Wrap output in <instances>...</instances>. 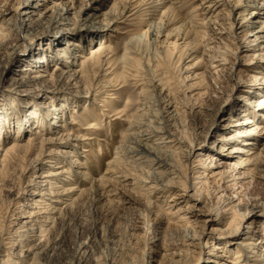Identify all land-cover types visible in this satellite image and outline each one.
I'll return each mask as SVG.
<instances>
[{"label":"rangeland","instance_id":"obj_1","mask_svg":"<svg viewBox=\"0 0 264 264\" xmlns=\"http://www.w3.org/2000/svg\"><path fill=\"white\" fill-rule=\"evenodd\" d=\"M52 1L59 4L57 11L71 8L64 14L67 25L57 29L48 28L51 12L41 11L44 18L30 25L31 12H26L33 11V3L26 7L25 0H0V241L6 244L14 238L12 224L22 212L20 205L47 193L46 187L33 184H41L48 180L44 176L57 171L71 177L70 162L76 161L92 181L81 180L77 191L68 194L72 206L43 227L45 260L55 264H211L212 255H221L213 246L223 243V252L231 250L227 264L238 254L245 255L239 259L245 258L241 264H252L243 247L264 238V134L255 131L252 145H244L227 140L239 127L225 126L248 118L252 123L244 130L264 129V105L246 106L243 100L247 96L257 102L264 96V85L246 87L254 67L264 66V49L256 47L252 34L246 37L248 45L233 39L229 25L234 31L243 24L252 27L249 22L254 18L264 21V0H166L164 7L154 5L161 0ZM236 2L241 9L233 11ZM168 6L175 15L163 13ZM171 16L176 18L174 23L168 22ZM63 29L72 31L59 39L57 32ZM192 32H198L195 55L199 59L194 65ZM66 41L78 44L71 48L69 65L58 51ZM48 45L51 51L42 50ZM224 49L225 62L220 61ZM50 53L53 58L48 57ZM89 53L95 61L89 59L82 68L72 65V56H85L76 58L80 63ZM125 54L128 63L120 60ZM66 66L70 74L80 73L72 82L75 85L69 86L68 93H50L64 88L65 82L60 84L54 77ZM24 68L33 70L32 75L47 76L38 83L47 89L44 94L14 90V80ZM245 89H258L259 95L246 94ZM65 98L69 105L63 111L59 107ZM50 104L59 113L44 118L43 107ZM246 107L249 113L242 118ZM32 110L43 121L37 129L32 121L23 122ZM230 117L235 122H229ZM52 118L60 125L55 130L47 128ZM136 121L150 127L141 130L163 131L164 136L152 134L151 140H142L143 147L128 143L129 138L141 141L132 135L137 133L131 128ZM164 141L169 145H160ZM155 150L164 157L161 166L152 167L149 161ZM232 150L236 151L230 154ZM248 150L259 154L257 164L248 165L243 154ZM117 154H125L119 159L127 165L107 166L115 163ZM151 173L152 177L146 176ZM95 181L101 185L96 191ZM152 181L159 189L151 190L145 199L139 187ZM146 200L150 212L163 220L160 225L155 215L147 213ZM223 210H229L232 225H241L234 237L223 238L214 231L227 229L226 220H221ZM183 215L196 232L202 220L214 221L193 242L199 246L190 247L192 254L171 256L184 245L182 232L172 228L175 218ZM255 231L259 237H246V232Z\"/></svg>","mask_w":264,"mask_h":264},{"label":"bare ground","instance_id":"obj_2","mask_svg":"<svg viewBox=\"0 0 264 264\" xmlns=\"http://www.w3.org/2000/svg\"><path fill=\"white\" fill-rule=\"evenodd\" d=\"M25 1L27 3L26 7L29 6L31 3L34 4V6L32 5L33 11L26 12V14L31 12V14L28 16L29 18L27 19V22L30 25L32 23L33 24L36 23L37 20H41L42 18H44L41 11H44L45 13H48V12L52 13V17L49 18L50 19V24L48 26L49 29H53V28L57 29L63 25H67L66 18L64 17V14L65 15L68 14L69 10L71 8H61V9H59V11H57L59 4H57L56 1H52V0L51 1L25 0ZM165 3H166V0H161L160 4H154V5L155 6L156 5H159V6L162 5L164 7L169 2H167L166 4ZM49 5H51V8ZM240 5L241 4L239 2H236L235 4H233L231 10L238 11L239 9H241ZM48 6H49V8H48ZM155 6H154V8H155ZM53 8H56V9L52 10ZM153 12L154 11H149V13H153ZM166 12H171L172 14H174L175 9L172 8L171 6H168V7H165V9L163 11V13H166ZM251 14L253 15V17H255L254 15H256L254 12ZM152 15L153 14H151L150 16H152ZM257 15H260V14H257ZM34 16H37V19H34ZM171 17H173V16H171ZM241 17H242L241 20H244V17L243 16H241ZM167 18H168V15H167ZM175 19L176 18H174V17L169 18L168 22L174 23ZM258 19L259 18H254V21L249 22L250 25H252V27H247L246 25L243 24V25L236 26L234 28V31H232L233 26H231V24L229 26H230V30H231V34H232L233 39L241 40L246 45L249 44V41H247V38H246L247 35L250 36L252 34L254 41L257 43L256 47L260 48V51H261L264 49V47L261 49L262 45L264 44V21H261V20L259 21ZM105 27L109 28V26H105ZM191 30L193 31V29H191ZM71 31H72V29H65V30L63 29L60 32H57L58 38L59 39L66 38L67 34L70 33ZM148 31H149V29L146 30L143 34L146 36V34H148ZM178 32H179V30H178ZM197 33L198 32H192V35H191L192 36L191 40H192L193 45L191 44L192 47H191L190 51H192V54L194 55L193 65L196 64L197 60L199 59L195 55L197 53V48H198V45H197L198 42L195 40ZM198 35H200V34H198ZM169 37H170V35L168 34L166 36V38H169ZM75 47H78V44L72 43L71 41H66L64 43L63 48H59V49L57 48L58 51L60 52L59 56L61 58H63V60H64L63 63L65 65H69L71 63V61H69V58H71V55H70L71 51H72L71 48L75 49ZM42 50H44L45 52L51 51V48L48 45V46L44 47V49H42ZM220 54H221L220 55V61L225 62L226 58L223 56L224 54H226L225 49H224V52H222ZM88 55H90V57L88 59H86L84 62H80V63H77L78 59L79 58L85 59V56H83V55L72 56V59L74 61V64H72V65H76L77 67L82 68V66L85 64V62H87L89 59L92 60L94 58L92 61H95V57L92 54L89 53ZM51 56L53 58L52 54L48 57H51ZM167 56H168V52H167ZM76 58H78V59L76 60ZM120 60H124L125 63L126 62L128 63V61H129L126 54L123 55ZM32 61L39 62L40 60L39 59H33ZM97 61L99 62V58H97ZM43 63H46V60H44ZM90 65L88 67H90ZM198 66H201L200 62L198 63ZM19 71H20V74L18 75L17 79L14 80V82H15L14 90L19 91L18 93H21V92L22 93H28L29 92V91H27L28 89L29 90L34 89V91L38 92L37 96H40V94H44V92L47 91V89H45L41 86L39 87V84H38L47 77L45 74L32 75L33 70L31 71V69H29V68H24V69H21ZM70 72H71V70L69 69V66H66L65 70H61V73L58 76L54 77V78H57V81L60 84L63 82H65V84H64V88H61V89L59 87L55 88V89L53 88V91H51L50 93H55L56 91H57V93H60V92L68 93V90H70V87H73L75 85V84H72V82L75 81V79H76L75 77L77 76V74H80L78 71H75L74 74H70ZM82 73H83V71H82ZM240 79H241V77H240ZM259 79L262 80V83H258ZM256 85H264V66L254 67L253 72L250 73V78L248 80V85L246 87L250 88L251 86L255 87ZM154 88H155V86H154ZM20 89H22V90H20ZM249 90L250 89H245V91H243V92L246 94L253 93V95H255V96L259 95L258 89H255L252 92ZM161 91L162 90H160L159 93H161ZM262 97H263L262 100L260 99L257 102H252L247 96L243 97V100L246 102V106H249V104L251 105L252 103H254V105L257 106V108L258 107L263 108L264 96H262ZM47 99H49V98H47ZM66 102H68V100L66 98L63 99L62 103L59 107L60 109L64 108L63 111L66 110L67 106L69 105V104L65 105ZM43 108H45L44 118L52 117L51 115L53 114L54 111H56L57 114L59 113V109H54L53 105H51V104L48 106H44ZM245 112L246 113L248 112L247 107L241 111L240 115L242 118L246 117V115L249 113L248 112L247 114H245ZM144 114L145 113H143L142 115H144ZM54 115H55L54 117L56 118L57 115L56 114H54ZM27 116H28V119L24 120L23 122L29 123L30 121H32L34 124H36L35 129H37V127H39L41 125V123H43V121L37 119V112H35L34 110L30 111ZM55 118L48 120V126H47L48 129L55 130V129H53L54 127H60V125L57 123V120H55ZM262 119H264V115H263ZM243 120L244 121H241V122H235V120H233V117H230L229 122H235V123H231L228 126H225V128H229V129L234 128V127H239V128L233 129L234 132L228 136L227 140L234 139V140L241 141V143L242 142L245 143L244 145H252V144H250L251 143L250 141H251L252 137L254 136V135L252 136V133L254 134L255 131L262 130L261 133L264 134V129L258 128V129H255L254 131L244 130L245 128H243V126L250 125L252 123V121H250L248 118H245ZM60 121H61V118H60ZM16 123L19 124L20 121L16 120ZM142 127L146 128V129L150 128L148 126V124L146 126V124H143L140 121H136L133 123L131 128H132V130H134L137 133H133L132 135L135 138L138 137L139 140H141V141L136 142L134 139L132 140V138H129L128 143H132V144L134 143V145L136 144V145H138V147H143L142 142L151 140L152 134H157V135L160 134L161 137L164 136L163 131L162 132L156 131L153 133V132L148 131L146 129L141 130ZM261 133H258L257 135L259 137H263ZM257 135H255V136H257ZM164 142H161L160 145H162V146L163 145L164 146L169 145V142H166V141H164ZM0 147H1V141H0ZM0 150H2V149L0 148ZM105 151L107 152L106 149H105ZM105 151H102L100 153L102 155H106ZM235 151L236 150H232L229 153L230 154L235 153ZM83 152L88 153V150L83 151ZM154 152H156V154L153 157L154 159H151L149 161V162H151L150 165L152 164V167L161 166L160 163L163 162L162 160H163L164 155L163 154L161 155L160 151L155 150ZM243 154L248 156L247 160H246L248 165L257 164V162H259V160H258L259 154L254 153L253 151H249V150L244 151ZM117 155H118V157L116 158L115 163H110V164L106 163L107 166L112 165V167H116V166L122 167V165H124V166L127 165L124 162L122 163L121 160L119 159V156H123L125 154H121V155L117 154ZM83 158H85V157H83ZM71 164H72V167L74 168L71 177L65 176V174H66L65 171H60V172L57 171L54 173H49L46 176H44V178H47L48 180L43 181L41 184H39V183L33 184L39 188L46 187L47 193L44 192L43 194H39V195L38 194H32V195H38V197H40V198L38 200H34V202H32V203L26 202V203H23L22 205H20V207H22V209H21L22 212L17 217H15V219H14L15 221L12 224L13 225L12 227L14 228V230H13L11 237H14V238H12L11 239L12 241H10L6 244L3 241H0V264H26V261L29 259V257L31 258L30 264H55V263H52V262L45 260V259H47L48 252H47V246L43 245L41 243V237H42L41 234L43 232V227L48 225V223H51L53 220H57L55 218L59 214V212L62 211V209H65V208L72 206V202H71V199H69L68 194H70L71 191H74V192L77 191V184L83 183L82 181H84V182L85 181L86 182L92 181L91 177L89 175H88L89 176L88 177L87 174L85 173V170L84 171L82 170L83 165L81 163L79 164V163H76V161L75 162L72 161V162H70V165ZM0 168H1V163H0ZM105 170H106V173H110L108 171V167H107V169L105 167ZM153 175L154 174H152V173L146 174V176H148L149 178L152 177ZM96 182L97 181H95V183H94L95 189H93L95 191L99 190L101 188V185L98 183L96 184ZM63 186H71L72 189H70V188L63 189L64 188ZM157 186H159V185L152 181V182H149L148 186L143 185V186L139 187V189L141 190V195H143L145 197V199H147L151 190L159 189V188H157ZM145 187H146V189H145ZM143 189H145V190H143ZM149 204H150V202L148 200H146L145 208L147 209V213L150 215L151 214L155 215V217L158 219L157 225H160L161 223H163V220L159 216H157L154 212L153 213L150 212V209H148ZM176 213H179V212H176ZM250 213L255 214V213H253V211H250L249 214ZM222 214L224 216L221 217V220H223V219H224V221L226 220L224 225L226 226L227 229H226V231H220V230H218V231L214 230V231L216 233H218V235L220 237H223V238L234 237V235H236V233L239 232V230L241 229V225H239V224H235V226L232 225L234 221L230 220V218L228 217V215H230L229 210H223ZM262 215H264V212L262 213ZM248 217H249V215H248ZM219 220H220V218H219ZM213 221L214 220H211L209 218L202 220L200 222L201 226L199 227L200 231L196 232L194 229H192L193 225L189 226V224H191V222L188 220L187 217H184V215L180 216L179 218L176 217L175 222L172 223V228H173V230H180L182 232L180 234V237H181V240L184 242V245L180 249H177V250L175 249L176 251H178V254L170 253L168 255L179 256L180 252L182 254H185L186 256L192 254L193 250L190 249V247L197 248L199 246V243H193V242L198 240L200 237H202V235H205V233L203 232L204 227L207 225L208 222L211 223ZM216 223L221 224L220 221H216ZM257 234H258V231H255L252 233L246 232L245 235H246V237H259V236H257ZM256 241H257V244L256 243H250V244L245 245L243 247V251L246 253H249L251 255V257H246V259L251 260L253 262L252 264H264V238L260 239V237H259V239H256ZM41 244L43 246H40ZM6 245H8V246L6 247ZM213 247H214V251H217V252L220 251L221 255L216 256V257H214L212 255L214 260L211 262V264H227L226 258H229V257L226 254H230L231 250H228V251L225 250V252H223V249L225 248V244H223V243L215 244ZM254 250H256V252ZM257 251H261V254L258 255ZM222 253H225V254H222ZM244 256L245 255H243V254L236 255L234 257V261L231 262V264H241V262H243V260H245V258H243L242 261H239V259L241 257H244ZM228 263H230V262H228Z\"/></svg>","mask_w":264,"mask_h":264}]
</instances>
